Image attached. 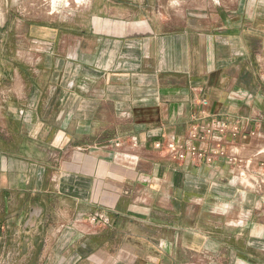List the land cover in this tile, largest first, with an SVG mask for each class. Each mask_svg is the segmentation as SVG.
I'll return each mask as SVG.
<instances>
[{
  "label": "crops",
  "instance_id": "crops-1",
  "mask_svg": "<svg viewBox=\"0 0 264 264\" xmlns=\"http://www.w3.org/2000/svg\"><path fill=\"white\" fill-rule=\"evenodd\" d=\"M89 3L0 0V264H264V189L165 148H264V0Z\"/></svg>",
  "mask_w": 264,
  "mask_h": 264
},
{
  "label": "built area",
  "instance_id": "built-area-1",
  "mask_svg": "<svg viewBox=\"0 0 264 264\" xmlns=\"http://www.w3.org/2000/svg\"><path fill=\"white\" fill-rule=\"evenodd\" d=\"M207 106L208 103L204 102ZM191 140L198 142L200 146L187 145L177 146L174 144L167 145L166 151L177 155L180 161L187 159L198 161L204 158L208 162L216 159L224 160L232 168V184L243 188L244 190L260 193L264 189V161H259V157L264 155V148L258 150L252 157H242L232 147H224L227 141H237L242 137V132L236 125H229L221 122H209L195 128L191 132ZM251 138L264 139L262 133L252 132ZM212 144L211 148L203 145ZM139 141L137 138H120L113 143L116 150H121L128 146L132 149L138 148ZM157 149L162 145L157 144ZM94 223L108 224V220L102 217L94 218Z\"/></svg>",
  "mask_w": 264,
  "mask_h": 264
},
{
  "label": "rangeland",
  "instance_id": "rangeland-1",
  "mask_svg": "<svg viewBox=\"0 0 264 264\" xmlns=\"http://www.w3.org/2000/svg\"><path fill=\"white\" fill-rule=\"evenodd\" d=\"M14 1H17V5L23 4L24 9H26L25 15L29 17V19H34L36 15H41V14H45V15L60 14V16L65 17L74 14L76 11L84 9L90 4L89 3L90 0H77V1L76 0H14Z\"/></svg>",
  "mask_w": 264,
  "mask_h": 264
},
{
  "label": "bare ground",
  "instance_id": "bare-ground-1",
  "mask_svg": "<svg viewBox=\"0 0 264 264\" xmlns=\"http://www.w3.org/2000/svg\"><path fill=\"white\" fill-rule=\"evenodd\" d=\"M77 1V0H76ZM77 3V2H76ZM84 3V2H83ZM69 4V3H68ZM80 4V3H79ZM82 4V3H81ZM70 5H71V3H70ZM67 7H69V6H67Z\"/></svg>",
  "mask_w": 264,
  "mask_h": 264
}]
</instances>
